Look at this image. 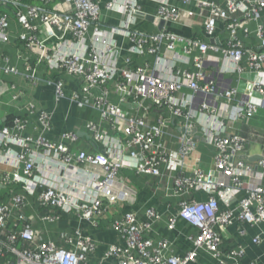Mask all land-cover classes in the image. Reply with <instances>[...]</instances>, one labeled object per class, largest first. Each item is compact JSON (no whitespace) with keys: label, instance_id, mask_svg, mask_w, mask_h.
Listing matches in <instances>:
<instances>
[{"label":"built area","instance_id":"obj_1","mask_svg":"<svg viewBox=\"0 0 264 264\" xmlns=\"http://www.w3.org/2000/svg\"><path fill=\"white\" fill-rule=\"evenodd\" d=\"M54 1L0 0V42L18 40L34 54L22 60V71L4 56L0 76H15L30 86L45 82L54 88L57 104L67 101L82 110H96L98 120L87 119L84 130H64L52 140L48 138L52 112L37 109L30 99L24 101L21 113L8 111L2 117L0 264H189L196 260L198 249H205L219 264H225L226 257L239 260L244 253L241 247L229 250L227 256L221 251V230L235 221L264 226V128L262 157L251 162L245 158L246 137L226 133L224 118L227 114L229 121H241L264 110V21L260 17L264 0H143L155 5L151 15L166 24L200 25L202 34L192 36L166 26L158 31L136 28V20L150 14L137 0L105 3L107 10L119 13L116 24L101 18L99 0H58L53 8ZM13 20L22 30L9 31ZM249 21L255 22V47L237 40L239 31L249 33L245 26ZM218 23L227 31L223 42L217 36ZM116 36L128 40L141 61L124 56L113 42ZM51 40L58 42L51 46ZM217 54L233 62V80L208 70ZM41 64L53 72L51 80L37 75ZM247 72L255 78L244 80L242 87L241 76ZM8 92L13 101L26 96L20 85L0 77V104H13L5 99ZM113 95L117 102L110 99ZM32 118L37 123L34 128ZM170 122L180 129L175 138L181 157L195 148L192 133L197 131L215 151V176L194 168L188 176L172 179L173 189L181 191L182 197L167 226L172 230L177 218L194 226V248L184 256L169 254L166 239L149 236L152 224L160 220L149 208L145 216L150 221L133 211L112 219L110 227L123 244H110L95 260L93 238L80 227L61 230L59 224L71 218L99 226L113 204L104 191L125 167L163 176L162 167L171 161ZM80 132L88 135L87 147H75ZM63 181L69 187L61 186ZM195 191L204 192L206 198L183 197ZM29 196L35 198L33 203ZM234 198L237 202L232 206ZM27 210L40 222L53 225L56 237L36 229ZM18 223L17 230L9 227ZM260 241V236L252 239Z\"/></svg>","mask_w":264,"mask_h":264},{"label":"crops","instance_id":"obj_2","mask_svg":"<svg viewBox=\"0 0 264 264\" xmlns=\"http://www.w3.org/2000/svg\"><path fill=\"white\" fill-rule=\"evenodd\" d=\"M58 0L54 1V6L58 5ZM108 0H99L102 10L101 18L106 20L111 24H116L120 19L118 12L113 10H107L105 8V3ZM146 12L154 13L155 5L152 3H147L143 0H137ZM223 3L224 0H219ZM261 20L264 21V8L260 13ZM163 26L168 29L179 33L183 36H192L193 34H202V27L200 25H195L189 27L188 25L180 26L178 24L163 22ZM134 26L141 30H152L158 31L159 25L150 21L146 17L138 18L134 23ZM133 26V27H134ZM162 26V27H163ZM249 29V33L245 34L242 31L237 33V40L242 42V44L248 47H255L258 45V40L254 35L255 22L249 21L245 24ZM20 28L18 23L13 20L10 22L11 33L17 32ZM22 30V29H21ZM43 31L45 29H42ZM217 36L225 41L227 37V31L224 30L223 25L218 23L217 26ZM67 39L71 40V37L67 35ZM57 40H51L48 42L49 45L55 46ZM114 44L122 49L124 56L129 57L133 62L141 61L138 53L132 44L121 36H116L113 39ZM217 58H214L212 65H209L208 70L214 72V76L218 73L223 78H229L233 80L235 72H233V62L230 59H226L223 55L217 54ZM8 58V63L18 70H24V64L22 60L26 57L33 58L34 54L26 50L18 40H13L10 43L4 44L0 42V64L3 65V57ZM212 58H210L211 62ZM119 64H124L123 60H119ZM244 65L247 61L244 60ZM264 69V64H263ZM37 75L41 78L50 79L53 76V72L47 68L46 65L41 64L37 67ZM6 79L8 82H14L22 87L26 93L25 98H19L18 100H12V95L10 92L5 94V99L13 104H0V122L3 123L2 117L6 112L10 111L13 113H21V107L24 101H33L37 109L52 112V123L53 130L48 134V138L55 140L58 135L64 130L80 128L84 130L83 122L87 119L98 120V112L96 110H91L90 108L80 109L74 104L67 101H61L58 104L55 102L54 98V88L47 83H39L35 86H30L11 75L0 76ZM255 74L253 72H247L241 76V86H244V80H253ZM113 102H117V97L113 95L110 97ZM126 110H130L128 106L125 107ZM226 117L228 116L225 114ZM224 115V117H225ZM224 118V127L226 133L235 134L239 133L246 137L248 141V147L245 152V158L258 156L261 151V141H262V131L264 128V110L259 111V113L252 118L246 120H237L235 122L229 121ZM33 128L36 123V119L32 118L30 120ZM30 133H33L32 128L29 129ZM32 131V132H31ZM168 131L171 133V138L168 139L169 155L171 161L168 166H163V176L154 177L146 174L137 173L133 169L123 168L120 170L117 178H115L104 191V197L108 200L113 199V204L103 216L102 222L99 226L93 227L86 221H77L76 219L64 218L59 224V229L72 231L76 227H80L85 234H89L93 240L96 242L97 249L95 253V260L99 259L107 247L110 244H123L117 233L111 229L110 221L114 218L121 216L125 212L133 211L140 216L144 221H150L145 216L146 210L153 208L157 214L160 215V220L152 224L151 230L149 231V236L154 240L166 239L169 243V254H174L177 256H184L186 252L194 248L192 237L196 233L194 226L190 225L186 221L177 218L175 222V227L171 230L167 226V221L170 216H175L178 212L179 206L178 202L182 195L181 191L176 192L173 189L172 179L177 175L188 176L194 168H200L207 175L215 176L214 171V156L215 151L212 146L203 142L200 133L193 132L196 139V145L193 150H191L187 155L181 157L178 155V150L180 145L175 136H178L180 129L174 128L172 122L169 123ZM88 135L85 132H80L79 139L75 147H87ZM167 141V138H166ZM253 160L251 162H256ZM1 167V166H0ZM86 167V166H85ZM86 168H89L88 166ZM165 169V171H164ZM61 186H68L67 181L61 182ZM2 187L0 186V191ZM176 192V194L174 193ZM183 197H189L190 199L204 200L206 195L202 191L191 192L190 194L184 195ZM34 197L29 196V201L34 202ZM237 198H234L231 202L232 206L236 205ZM221 209L225 208L223 203H219ZM26 215L29 216L33 225L36 229L42 230L45 236L49 238H55L56 232H53V225L48 223L40 222L32 213L31 210L26 211ZM222 244L221 251L225 256H227L229 250L241 247L244 250L242 257L239 260H234L226 257L225 264H250L255 262L256 264H264V226L251 225L245 222L235 221L233 224L225 227L221 230ZM256 236H260L261 241L259 243H253L252 239ZM196 260L190 262L189 264H219L216 258H214L205 249H198L196 252Z\"/></svg>","mask_w":264,"mask_h":264},{"label":"water","instance_id":"obj_3","mask_svg":"<svg viewBox=\"0 0 264 264\" xmlns=\"http://www.w3.org/2000/svg\"><path fill=\"white\" fill-rule=\"evenodd\" d=\"M147 19H149L150 21L156 23L157 25H159V28H162L163 26V21L162 20H159L157 18H155L154 16L150 15V16H146ZM212 42H215L216 43V40L214 39H211ZM262 156L261 155H258V156H252V157H248L247 160L249 161H253V160H258L260 159ZM1 186V185H0ZM3 187V186H1Z\"/></svg>","mask_w":264,"mask_h":264},{"label":"trees","instance_id":"obj_4","mask_svg":"<svg viewBox=\"0 0 264 264\" xmlns=\"http://www.w3.org/2000/svg\"><path fill=\"white\" fill-rule=\"evenodd\" d=\"M22 2H24V3H33L35 0H21ZM8 119H9V117H8ZM9 227H11V228H13V229H15V230H17V229H19L20 227H21V225H20V223H18V224H16L15 226H10L9 225Z\"/></svg>","mask_w":264,"mask_h":264},{"label":"rangeland","instance_id":"obj_5","mask_svg":"<svg viewBox=\"0 0 264 264\" xmlns=\"http://www.w3.org/2000/svg\"><path fill=\"white\" fill-rule=\"evenodd\" d=\"M3 192H4V190H1V191H0V194L3 193Z\"/></svg>","mask_w":264,"mask_h":264}]
</instances>
